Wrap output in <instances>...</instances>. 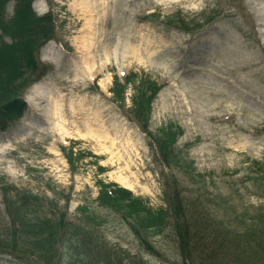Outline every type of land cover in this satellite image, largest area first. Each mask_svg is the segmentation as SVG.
<instances>
[{
	"label": "rangeland",
	"instance_id": "rangeland-1",
	"mask_svg": "<svg viewBox=\"0 0 264 264\" xmlns=\"http://www.w3.org/2000/svg\"><path fill=\"white\" fill-rule=\"evenodd\" d=\"M89 4L33 1L54 29L36 54L45 71L23 90L22 115L0 129V234L12 226L7 202L26 194L76 224H84L78 205L100 217L92 235L105 244L85 240L93 264H234V237L250 247L251 229L264 242V0ZM115 76L135 77L119 100ZM138 80L160 86L144 120L132 98ZM171 124L182 129L175 165L156 146ZM99 182L166 207L169 225L141 242L120 212L97 201ZM261 250L252 264H264ZM58 251L50 264L86 263ZM0 264L18 263L7 255Z\"/></svg>",
	"mask_w": 264,
	"mask_h": 264
},
{
	"label": "trees",
	"instance_id": "trees-1",
	"mask_svg": "<svg viewBox=\"0 0 264 264\" xmlns=\"http://www.w3.org/2000/svg\"><path fill=\"white\" fill-rule=\"evenodd\" d=\"M33 1L0 0V129H6L11 121L22 115L25 107L21 97L23 90L45 71L35 57L40 45L49 39L53 32V18L49 14L36 15L31 7ZM10 3L13 8L12 13L8 15L7 7ZM134 81V76L124 77V82H120L115 76L111 89L113 97L118 100L123 98L126 85ZM159 87L151 80H138L132 98L135 108L138 109L137 117L140 119H147L150 104ZM181 134L182 129L171 124L163 127L156 138L159 156L167 165L177 163L173 148ZM99 185L97 201L107 209L120 212L130 222L132 232L141 242L143 236L152 235L169 225L170 214L166 207L152 208L144 199L115 183L99 182ZM7 203L12 226L5 228L0 234V260L8 255L18 264H31L29 259L32 257L41 263L50 264L56 260L59 246H62L71 257L70 261L77 263L86 256V263L81 264H93L88 257L92 251L85 249L86 238L96 236L97 240H102L105 244L102 235L95 231L96 234L92 235L91 226H100L103 221L94 211H88V207H76L77 212L83 214L84 223L76 224L64 218L65 211L56 210L53 204L37 196H22L17 193ZM186 228L182 230L185 237L189 233ZM178 234L180 235L179 230ZM252 234L251 229L245 230L244 237L250 247L239 245L241 237L232 239V243L239 250L235 255L234 264H252L250 260H254L257 254L255 247L260 250L264 248V242L252 240ZM188 240L187 235L184 244H187L190 251ZM184 247L182 246V251Z\"/></svg>",
	"mask_w": 264,
	"mask_h": 264
},
{
	"label": "bare ground",
	"instance_id": "bare-ground-1",
	"mask_svg": "<svg viewBox=\"0 0 264 264\" xmlns=\"http://www.w3.org/2000/svg\"><path fill=\"white\" fill-rule=\"evenodd\" d=\"M75 1H77L78 2V4H79V6H81L82 8H84V9H86V8H88L89 7V0H75ZM253 9H254V12L256 13L257 11H258V9L256 8V7H253ZM264 23H263V21L262 22H260L259 23V25L260 26H262ZM264 26V25H263ZM263 34H264V30H263ZM55 108V107H54ZM51 113H56L53 109H52V111H51ZM57 133H60V132H57ZM78 133V135H79V137L81 138V139H86L87 137H91L92 136V133L91 132H89L88 130L87 131H85V132H80V131H78L77 132ZM108 148V147H107ZM107 148L105 149V150H107Z\"/></svg>",
	"mask_w": 264,
	"mask_h": 264
}]
</instances>
